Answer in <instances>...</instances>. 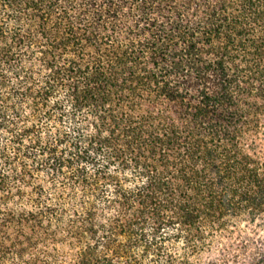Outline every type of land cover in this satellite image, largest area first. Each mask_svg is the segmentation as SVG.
Returning <instances> with one entry per match:
<instances>
[{"label":"trees","instance_id":"obj_1","mask_svg":"<svg viewBox=\"0 0 264 264\" xmlns=\"http://www.w3.org/2000/svg\"><path fill=\"white\" fill-rule=\"evenodd\" d=\"M0 264H264V0H0Z\"/></svg>","mask_w":264,"mask_h":264}]
</instances>
